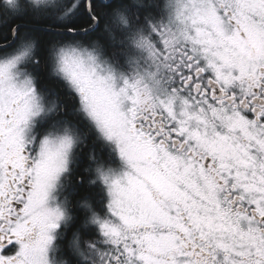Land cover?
<instances>
[{
  "label": "snow or ice",
  "instance_id": "obj_1",
  "mask_svg": "<svg viewBox=\"0 0 264 264\" xmlns=\"http://www.w3.org/2000/svg\"><path fill=\"white\" fill-rule=\"evenodd\" d=\"M0 264H264V0H0Z\"/></svg>",
  "mask_w": 264,
  "mask_h": 264
}]
</instances>
